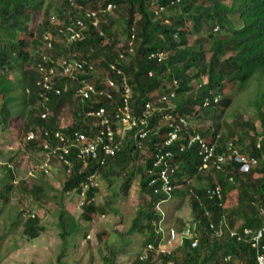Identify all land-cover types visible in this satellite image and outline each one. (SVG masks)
<instances>
[{"label": "trees", "instance_id": "trees-1", "mask_svg": "<svg viewBox=\"0 0 264 264\" xmlns=\"http://www.w3.org/2000/svg\"><path fill=\"white\" fill-rule=\"evenodd\" d=\"M75 2L82 11H95L105 8L107 4L114 5V10H120L122 15V32L126 44L118 48L120 42L113 34L109 15L102 18L105 22L100 23L97 29L88 26L81 40L66 44L57 36L55 27L49 23L50 9L43 8L44 0H0V134L9 133L10 119L13 113L15 114L11 108L15 98L14 96L10 98L9 95L17 88H20L23 97L20 103L25 118L20 126L21 136L26 140L30 132L39 135L32 141L26 140V145L44 152L42 144L48 143L52 148L56 144L55 132L65 137L78 132L91 138L95 121L86 115L89 106L104 107L106 114L111 118L122 102L121 78L125 79L130 88L128 107L133 116H141L147 102L156 101L161 95L173 92L174 95L170 99L174 107L173 113L177 116H186L188 119L194 118L203 109L210 117L211 111L216 112L218 108L225 109L230 106L229 98H220L227 84L235 83L237 89L242 91L249 80L257 77L264 80V0H75ZM63 4L66 10L60 11L59 15L63 17L62 23L65 26L78 15L79 11L69 8L68 0H63ZM159 8L162 10L159 11ZM37 11L42 12L44 21L34 30L35 37L32 39L28 24L31 13ZM191 30L197 34L204 31L206 36L200 35L189 44ZM45 33L51 34L52 40L53 37H58L60 44L52 43L51 49L44 50L42 37ZM20 34L22 38H19ZM27 48L34 49L35 57ZM157 51L166 55L161 63L149 58L150 54ZM41 52L47 53L52 59L68 57L75 53L73 59L84 62V73L77 72L72 78L57 79L55 86L61 89L60 94L56 96L47 93L43 96L35 86L39 76L36 68L41 62L39 56ZM220 55L227 57L220 59ZM95 65L100 70L96 75L95 71L88 70V66ZM113 67L119 69L120 74H117ZM107 78L115 83V89L110 92L109 99L103 96L90 98V101L75 99L76 90L80 86L79 81H86L97 90H104ZM173 82L176 83L175 88L171 87ZM257 99L259 102L255 104V109L260 131L256 132L254 125L244 123L252 132L246 149H241L243 143L239 136L234 135L231 140L222 138L221 127L217 123L197 131L207 140L218 134L219 138L216 140L218 152H222L225 143L229 141L243 155L257 159L256 166L248 173H240L238 165L233 162L227 163L221 171L211 168L199 170L200 158L196 147H187L186 137L164 147L163 141L168 129L160 115L152 114L147 119L149 132L145 139L139 141L126 135L124 140H118L120 149L117 154L106 158L102 165L98 159H78L71 149L64 156L69 166L60 163L64 177L61 193L81 197L80 220L90 222L98 213L103 215L104 209L93 202L98 188L87 185L83 189L82 184L87 183V178L93 174L100 175L106 180L108 173L114 170L113 167L123 169L129 162L134 164L130 175L125 176L119 190L123 197H128L134 178L139 177V189L147 198V204L142 201L131 220L129 232H140L142 235L140 253L138 252L140 255L148 244L155 250L159 241L156 234L159 215L155 210V204L166 197L161 193L153 194L154 187H148L151 179L149 171L153 170L154 157L158 150L170 151L173 155L168 162L174 169L173 176H170L171 184L185 188L189 196L191 221L187 223L196 225L197 246L194 249L190 248V241L186 240L168 254L149 251L146 259L142 261L137 254L132 264H254L252 252L246 243L236 242L226 236L216 237L214 233L222 221L226 223L227 228L238 232L244 229L254 231L262 226L258 206L264 207V90L259 92ZM71 101H74L71 125L59 127V111L62 106L71 104ZM204 102H207V106L203 108ZM254 103L255 101L252 105ZM42 115L46 118L42 119ZM111 128L113 130L116 128L114 121H111ZM44 132L47 133L46 136ZM190 132L191 129L187 133ZM57 155H52L51 159ZM7 161L13 164L12 158ZM11 180L13 170L6 164L0 189V198L5 204L7 193L14 187L13 183H9ZM188 181H195L197 185L187 187ZM155 187H159V183ZM215 188L219 190L220 198L209 197L208 192ZM31 189L34 192L40 191L37 187ZM233 190L237 194L236 205L227 210L223 207L224 202L228 193ZM36 192L33 193L34 196H37ZM172 195L173 191L170 197ZM56 215V225L60 230V237L64 240L71 238L80 230L79 222L74 221L61 206ZM17 216L22 219L23 213L20 212ZM185 224L181 218L176 217L172 220L171 226H167L180 232ZM13 226L14 222L11 223V227ZM21 227V235L27 241L37 239L43 231L40 219L34 215H28L23 219ZM226 255H231L232 259L224 263L223 258ZM115 256V253L108 254L103 258L102 264H115Z\"/></svg>", "mask_w": 264, "mask_h": 264}, {"label": "rangeland", "instance_id": "rangeland-1", "mask_svg": "<svg viewBox=\"0 0 264 264\" xmlns=\"http://www.w3.org/2000/svg\"><path fill=\"white\" fill-rule=\"evenodd\" d=\"M43 8L50 9V17L55 16L58 22H62L63 17H60L59 12L66 10L63 0H44ZM108 15L112 23L113 34L120 42L118 48H121L126 44V38L122 32V15L117 9ZM159 16L155 15V17ZM42 21H44V16L41 11L31 13L28 28L32 39L35 37L34 30ZM231 21L233 23L232 18ZM200 35L206 36L204 31L197 34L191 30L188 37L189 44ZM19 38H22L21 34ZM53 41L54 44H60V39L56 36L53 37ZM204 47H207L206 42H204ZM27 50L35 57L33 48H27ZM74 54L71 56L74 57ZM225 57L227 55L219 56L220 59ZM94 71V75L100 71L97 65ZM164 85L167 86V83ZM262 90H264V80L259 77L249 80L242 91L237 89L235 83L227 84L220 98H229L231 105L225 109L218 108L216 112L211 111L210 117L203 109L199 114L201 122L193 119V129L203 130L210 127L211 122L217 123L221 127L222 138L231 140L234 135L239 136L243 143L241 149H246L252 132L244 123H250L254 125L256 132L260 131L255 104L259 102L257 98ZM9 97L15 98V103L11 105L15 114L13 113L10 119L9 133L0 134V189L6 164H9L13 170V180L9 183H13L14 187L6 195V204L0 198V264H58V262L61 264H102L103 258L112 253L116 254L115 264H132L135 256L140 253L142 235L140 232L130 233L129 226L142 201L147 204V198L139 189V177L134 178L128 197H123L119 189L125 176L130 175L134 164L129 162L123 169L113 167L114 170L108 173L106 180L100 175L98 178L94 175L93 182L98 192L93 202L102 207L104 213L93 216L90 222L81 221V197L61 193L64 177L60 164L56 159H51L48 174L40 172L39 166L45 158L44 152L36 147L27 146L25 138L21 136L20 126L25 118L22 115L20 102L23 97L20 88L13 89ZM73 102L62 106L59 111V120L66 124L72 122ZM10 158L13 164L7 163ZM51 168L55 171L51 172ZM196 185L195 181L190 182L191 187ZM32 187L40 189L39 192L35 191L37 196H34L35 192L31 189ZM173 190L174 203H171L169 198L159 206L167 215L165 225L170 226L172 218H190L189 196L186 189L176 185ZM179 190H182L181 196H179ZM234 196L228 198L231 204H233ZM59 206L74 221L79 222L80 226L77 233L65 240L60 237V230L56 225ZM173 207L179 210V215L173 214ZM20 212L23 213L22 219L17 216ZM28 215L37 216L43 227L40 236L32 241H27L21 235V224ZM12 222H14L13 227H11ZM2 234L4 237H1Z\"/></svg>", "mask_w": 264, "mask_h": 264}, {"label": "built area", "instance_id": "built-area-1", "mask_svg": "<svg viewBox=\"0 0 264 264\" xmlns=\"http://www.w3.org/2000/svg\"><path fill=\"white\" fill-rule=\"evenodd\" d=\"M69 8L75 9L78 15L70 20L67 25H63L62 22H58L55 16L49 18V23L55 27L57 36L62 38V41L66 44H71L78 40H81L84 36V32L91 26L97 29L100 23H104L105 15H108L114 10V5L107 4L105 8H100L98 10H81L79 5L75 0H68ZM162 8H159V11ZM99 35L102 34L99 32ZM52 36L49 33H45L42 37V44L44 50H49L52 47ZM41 62L37 64V72L39 74L37 81L35 82L36 88L41 92V95H46L47 93H53L58 96L61 89H58L55 84L57 79L61 78H72L77 72L84 73L83 65L84 62L74 60L73 56L61 57L57 59H52L45 52L39 53ZM150 59H155L158 63L165 60L166 55L162 52H154L149 55ZM88 70L94 71V67L88 66ZM117 74H120L119 69L113 67ZM80 86L76 90L75 98L80 101H90V98H97L100 96L110 98V92L115 89V83L113 80L107 78L105 81L104 90H97L91 83L86 81H79ZM171 87H176V83L173 82ZM121 88H122V102L115 110L111 118L106 114L104 107L93 108L89 106L87 112V117L92 118L95 122L93 124L94 133L91 138L82 133L74 132L70 137H65L59 132L54 133V139L56 144L53 148L48 144H42V149L44 151L45 158L39 169L47 174L52 155H57V162L63 163L69 166V162L64 159V156L74 150L75 156L81 160L84 159H98L99 164H103L104 160L109 157H114L120 149V142L124 140L126 135H130L134 139L142 141L148 135L149 130L147 129V119L152 114H158L161 119L166 124L168 129L166 137H164L163 146L168 147L173 142L186 137L187 147L195 146L197 149L198 156L200 158L201 169H212L216 171H221L222 167L227 163L233 162L238 165L240 173H248L251 168L256 166L257 159L254 157H248L243 155L237 147L233 146L231 142H226L224 150L222 152L217 151L216 140L219 135L211 136V139H205L200 133L193 129V119L198 120L199 114L194 116L192 119H188L186 116H177L173 113L174 107L170 102L174 93L169 92L165 95H161L156 101L147 102L144 106V112L141 116L135 117L131 114L128 107V99L130 97V88L126 84L124 78H121ZM93 100L91 99V102ZM217 102V98L214 99ZM207 102H204L202 107H206ZM42 119L46 118L45 115L41 116ZM111 121L116 124L115 130L111 128ZM191 129L190 133H187ZM46 136L47 133L44 132ZM39 136L33 132H30L26 136L27 141H32ZM119 140V141H118ZM257 147L259 145L257 144ZM181 150V149H180ZM61 153H58V152ZM173 153L170 151L161 152L158 150L154 157L153 170L149 171V177L151 178L148 182V187L153 188V194L161 193L166 198L160 200L155 204L156 211L159 215V220L156 224V234L158 235V243L156 249L154 250L151 244H148L139 259L145 260L146 254L149 251H155L156 253L168 254L173 249L181 246L186 240L190 241V248L194 249L197 246L196 238V225L192 223H186L185 227L180 231L176 232L170 226L165 225L162 210L159 207L165 200L170 198V194L174 189L171 184L170 176L174 174V169L171 168L168 159L172 157ZM100 156V158H98ZM32 175V174H31ZM93 174L87 178V183L82 184L83 189L87 185L95 186L93 182ZM97 178L99 175H96ZM232 182L231 179H229ZM159 183V187H155ZM219 190L215 188L208 192L209 197L216 196L220 198ZM258 213L262 220V226L257 230L244 229L238 232L234 229L227 228V225L222 221L215 231L216 237L226 236L228 239L235 240L236 242L246 243L252 252L254 258V264H264V207L258 206ZM192 228H191V227ZM232 259L231 255H226L223 258V262H230Z\"/></svg>", "mask_w": 264, "mask_h": 264}, {"label": "crops", "instance_id": "crops-1", "mask_svg": "<svg viewBox=\"0 0 264 264\" xmlns=\"http://www.w3.org/2000/svg\"><path fill=\"white\" fill-rule=\"evenodd\" d=\"M211 124H213V122H211ZM71 124L70 123H68V124H66V123H64V122H62V121H60L59 120V118H58V126L59 127H62V128H65V127H68V126H70ZM50 168V167H49ZM54 168H51V172L53 171H55V170H53ZM51 174V173H50ZM31 175V174H30ZM187 187L188 186H190V182L188 181L187 182ZM175 186H176V184H175ZM179 188H182V187H180L179 186ZM173 192H174V190H173ZM181 192H182V190H179V196H181ZM67 196L68 195H71V194H66ZM232 195H235L234 197H233V204H231V202L228 200V198L229 197H231ZM236 197H237V194H236V191L235 190H233V191H231L230 193H228V195H227V198H226V200H225V202H224V208L225 209H227V210H230V209H232L235 205H236ZM170 201H171V203H174L173 202V200H174V194L170 197V199H169ZM172 210H173V214L174 215H179V210L178 209H174V207L172 208ZM162 213H163V217H164V221H165V219L167 218V215L166 214H164L165 212H163L162 211ZM176 218V217H175ZM180 218V217H179ZM172 219H174V218H172ZM181 220L183 221V222H190L191 221V218H186V219H183V218H181ZM171 224V223H170Z\"/></svg>", "mask_w": 264, "mask_h": 264}, {"label": "clouds", "instance_id": "clouds-1", "mask_svg": "<svg viewBox=\"0 0 264 264\" xmlns=\"http://www.w3.org/2000/svg\"><path fill=\"white\" fill-rule=\"evenodd\" d=\"M199 122V121H198ZM238 149V148H237ZM239 150V149H238ZM156 210V209H155ZM158 213V212H157Z\"/></svg>", "mask_w": 264, "mask_h": 264}]
</instances>
